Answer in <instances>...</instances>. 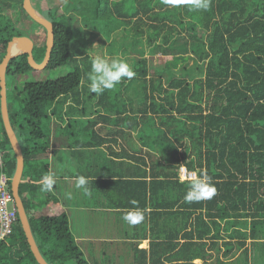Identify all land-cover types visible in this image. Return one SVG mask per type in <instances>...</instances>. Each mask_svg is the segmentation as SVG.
<instances>
[{"label":"trees","instance_id":"16d2710c","mask_svg":"<svg viewBox=\"0 0 264 264\" xmlns=\"http://www.w3.org/2000/svg\"><path fill=\"white\" fill-rule=\"evenodd\" d=\"M22 1L0 0V62L8 42L24 36L4 16V8L16 10L17 21L24 18L31 22L36 35L33 58L40 63L44 57L46 31L28 17ZM78 5L80 17L67 12ZM64 7L65 12L58 16L40 11L54 29L53 48L44 70L67 67L70 72L54 80L26 82L20 90L11 91V105L7 100L10 124L24 159L18 192L27 216L33 205L39 204L42 177L48 169L39 161L40 155L49 151L50 136L44 123L66 121V127L77 123L87 117L86 106L94 97L96 109L89 117L92 122L83 127L91 128V134L83 133L99 143L90 141V146L98 147L105 141L93 130L94 124L102 121L112 122L111 130L125 135L134 150L141 151V145L148 149V160L125 153L127 162L142 163L147 171L134 178L110 172L106 174L107 184L127 183L138 191L142 203L128 206L144 209V220L146 215L150 220L153 214L173 216V264H192V259L201 257L189 242L201 238L198 232L207 235L219 230L222 223L227 232L239 231L240 226L243 231L247 225L253 237L264 225V0H211L207 11L192 10L186 4L169 6L163 0H78L77 4L68 0ZM93 36L95 41L90 43ZM104 38L112 49L116 39H125L122 48L116 49L135 75L97 95L89 92V74L95 58L92 51L99 45L103 49ZM130 38H135L137 44H131ZM129 47L132 49L128 52ZM35 52L39 60L35 59ZM147 54H159L162 59L157 61L161 66L150 69ZM188 61H192L190 66ZM31 71L22 54L9 61L6 76L15 79ZM79 89L87 95L81 97ZM130 90L134 93L128 95L130 101L133 97L142 100L137 112L118 98ZM65 96H71L74 106H68L70 109L63 114L59 112V98ZM69 112L78 119L67 117ZM120 122L123 128H117ZM131 131L138 134L139 146L128 139ZM0 149L10 190L16 161L1 115ZM111 153L116 156L107 162H125L120 154ZM180 167L197 174L207 172L217 189L216 195L186 203L189 180H179ZM102 177L97 175L94 183H105ZM53 191L54 187L46 194L47 206L58 200V206L64 209ZM28 221L48 264H89L75 241L66 210L59 215L28 217ZM143 228L141 223L136 230ZM180 232L187 241L183 244L177 238ZM243 253L247 255L245 249ZM143 255L136 257L137 263L144 264L140 261ZM0 264H37L19 219L12 232L0 240Z\"/></svg>","mask_w":264,"mask_h":264},{"label":"crops","instance_id":"0c3cea01","mask_svg":"<svg viewBox=\"0 0 264 264\" xmlns=\"http://www.w3.org/2000/svg\"><path fill=\"white\" fill-rule=\"evenodd\" d=\"M140 91V90H137ZM134 94V93H133ZM133 94H129L133 95ZM125 104L141 105L142 100L139 97H133L130 101L128 98L123 99ZM138 109L136 110V112ZM88 120V121H87ZM90 119H82L80 121H87V125L91 123ZM79 122V121H78ZM139 126L143 123L140 121ZM51 124V123H50ZM64 125V122L61 123ZM117 128H123L121 122ZM52 125V124H51ZM112 122L97 121L93 130L98 133L105 141L98 147L90 146V141L99 143V140L87 138L80 143H63V149L66 153V169L62 173L61 164L55 160V156L50 152L49 141L47 147L48 152L40 155L39 161L42 164H46L48 169L46 175L49 173L55 174L56 183L54 185L53 196L59 199L64 209L58 206V200H55L47 206L46 194L50 192H42L39 196V204L33 205L32 212H36V218L43 215H59L63 210L67 209V206L77 208L81 216L87 218V228H89V236L86 238L91 245V251L96 253H105L106 248H110V252L113 256H124L125 261L122 264H140L137 263L136 257L140 254L144 255L140 258L144 264H173V216L172 215H158L153 214L149 220V216L146 215V219L141 223L144 225L143 229L136 230L139 224L132 225L123 219V216L131 209L129 204L139 205L142 203V197L139 195L132 186L124 184H107V173L116 172L122 173L124 176H138L142 174V171H147L145 166L140 163L127 162L125 153L130 155L141 156L148 160L145 154L148 151L147 147L141 145V151L134 150L130 147V143L126 141V136L122 133H116ZM157 126V124H155ZM122 130V129H121ZM147 138V137H146ZM69 139V137H68ZM128 139L140 145L138 134L135 131H131V138ZM145 139V138H144ZM96 140V141H95ZM53 145V144H52ZM55 146V145H53ZM52 150L55 147L51 148ZM138 151V152H137ZM121 158H124L125 162L121 164H112L107 162V159L114 158L113 153ZM96 154V155H95ZM92 155L97 157L98 155L103 162L98 163L92 159ZM159 157V154L156 153ZM77 158V161H75ZM79 175H83L90 178L88 188L90 195L85 196L82 189L75 187V178ZM103 176L105 183L95 184L96 176ZM133 177V178H134ZM23 179V178H22ZM95 182V183H94ZM71 193V198H67L66 194ZM157 200V199H156ZM153 201V203L156 202ZM65 202V203H63ZM159 203V201H158ZM35 204V202H34ZM46 204V205H45ZM150 210L149 208L147 209ZM147 211V212H148ZM163 210L159 209V212ZM173 212V208L171 209ZM70 217V216H69ZM71 225V224H70ZM135 227V230H134ZM151 227V228H150ZM245 229V227H244ZM242 227H239V231H224V224L222 223L219 230H211L207 232V235L198 232L201 235L200 239H192V248H196L201 257H196L191 260L192 264H264L260 252L263 249L258 248L259 254L254 256L255 253H251L248 240H254L258 231L253 237L250 236L249 230L246 232ZM135 231V232H134ZM134 232L133 236L132 233ZM128 233V234H127ZM183 232L178 234L180 244L187 242L182 239ZM177 240V239H176ZM242 242L244 243L242 245ZM244 249L247 251V255H244ZM83 250V249H82ZM84 252V250H83ZM85 254V253H84ZM247 261V262H244Z\"/></svg>","mask_w":264,"mask_h":264},{"label":"rangeland","instance_id":"374dc122","mask_svg":"<svg viewBox=\"0 0 264 264\" xmlns=\"http://www.w3.org/2000/svg\"><path fill=\"white\" fill-rule=\"evenodd\" d=\"M68 0H31V3L34 5V7L37 9V11H41L44 15H49V13H52L53 16H58L62 13L65 12V7L64 4L67 2ZM74 2L77 4L78 0H74ZM80 7L79 5L75 8H69L68 9V13H74L76 14L78 17H80ZM3 14L4 16L9 19L10 21H12L13 23H15V28L19 31H21V33L25 36L30 38L33 42L36 41V35H35V28L34 26L31 24V22L27 19L21 18V20L17 21V11L11 8H4L3 10ZM21 21V22H20ZM92 40V41H91ZM131 44H137L134 39H131ZM128 40V42L130 41ZM95 41V37L93 36L92 38H90V43ZM105 45L103 46V49H101V45H99V48L94 49L92 51V53L94 54V56L96 57L97 55H100V52L102 53V55H107V56H119L120 54L117 51L116 47H120V49L122 48V44L124 43L125 39L124 38H118L114 41V43L112 44V48H108L107 44H106V39H103ZM140 43V42H139ZM132 48H128V52L129 50ZM119 50V49H118ZM112 54V55H111ZM146 59L148 60V67L150 69L155 68V67H160L161 64L158 63V60H161L162 57L157 54L154 56H149L148 54L145 56ZM40 56L38 55L37 52H35V59L39 60ZM192 63V61H188L187 66H190ZM70 72V69L67 67H60L57 68L55 70L49 71V70H33L27 74L24 75H20L15 77V79L12 78L11 75H7L6 76V97L8 100V104L11 105L12 104V90L14 88L20 90L22 88V85L26 82L29 81H45V80H54V79H58L60 77H63L65 75H67ZM84 90H78V92L80 93L81 97H84L85 95H87V93L83 92ZM133 94V91L130 90L127 93H122L118 98L121 99H127L129 94ZM92 101L90 103V106L87 105V112L86 115L87 117H82L80 119H89V117L93 116L92 115V111H94L96 109L95 106V101L96 98L91 97ZM63 99V100H62ZM60 100V104H61V108H59V112H63L66 113L68 106H74V102L71 99V96H65L63 98H59ZM62 100V101H61ZM65 105V107H64ZM76 105V104H75ZM127 107H132V109L134 110V112H136V110L141 106L140 104L137 105H133V103L131 104H126ZM72 108V107H71ZM76 109V108H75ZM73 109V110H75ZM63 114L61 116H63ZM67 117H71L73 116V118L78 119L77 117H74L72 112H69V114H67ZM58 116H60V113H58ZM57 118H61V117H57ZM63 118V117H62ZM88 121V120H87ZM87 121H79V122H75V123H71L69 125H67L66 127V121L64 122V125H62L61 123H59L58 121H54V122H50L52 123V125L49 123L47 124V122L44 123L43 128L45 129V131H48L46 133L49 134L50 138H49V147H50V152L53 153V155L55 156V160H57L58 162H60L61 164V168L62 169V173H64V170L67 171L66 169V153L67 151H65L63 149V143H80L82 141H84L85 139L87 140V138L83 135V132H86L87 135L91 134V128L87 127L85 129H83L84 126H87ZM48 137V136H47ZM69 137V139H68ZM55 146H53V145ZM55 147V149H51ZM96 155V154H95ZM95 155H92V159L101 163L103 162L104 158L102 157V159L100 158V156L98 155L97 157H95ZM75 161H77V158H75ZM41 163V162H40ZM39 163V165H41ZM37 171H39L38 168H36ZM44 169H42L43 171ZM28 171V167H25L24 169V173L26 174ZM47 173V171L45 172V174ZM65 174V173H64ZM66 213L68 214V216H70V224H71V230L72 233L74 235V238L76 239L75 241H77L80 245V247L84 250L86 259L88 261L89 264H122L125 261L124 256H120L118 257L117 255L113 256V253L110 252V248H106V254L105 253H96L94 251H91V245L89 244V240L86 238V236H89L90 234V230L89 228H87V218H84V216H81L80 212L78 211V209L73 208L71 206H67L66 209ZM36 212H32L31 210L28 211V217L29 219H35L36 218ZM247 226V225H246ZM245 226V231H248V227ZM258 233L255 237L254 240H248V244H249V248H251L252 252L251 253H255L254 256H257V254H259V250L264 248V225L259 226L258 227ZM259 248V250H258ZM89 252V253H88ZM260 255L262 256V260L264 261V250H262L260 252Z\"/></svg>","mask_w":264,"mask_h":264},{"label":"clouds","instance_id":"9594fccd","mask_svg":"<svg viewBox=\"0 0 264 264\" xmlns=\"http://www.w3.org/2000/svg\"><path fill=\"white\" fill-rule=\"evenodd\" d=\"M165 5L177 6L186 4L192 10H209L211 0H163ZM135 72L132 66L119 56L97 55L91 62V70L89 74V92L97 95L102 94L105 90H111L121 82L123 78L132 79ZM75 187L82 189L85 196L90 195L88 184L89 177L79 175L75 178ZM56 183L55 174L49 173L42 177L41 192H51ZM188 191L185 193L184 200L186 203L198 202L201 200L211 199L216 195L217 189L212 181V177L205 171L199 174L193 172L190 174L188 181ZM67 198H71V193L66 194ZM133 204L136 202L133 201ZM145 218V210L134 207L129 210L123 219L132 224H139Z\"/></svg>","mask_w":264,"mask_h":264},{"label":"water","instance_id":"95a60500","mask_svg":"<svg viewBox=\"0 0 264 264\" xmlns=\"http://www.w3.org/2000/svg\"><path fill=\"white\" fill-rule=\"evenodd\" d=\"M22 8L28 17L41 25L46 31V48L42 61L37 63L33 58V41L25 36L13 37L7 44L5 55L0 62V115L2 119V124L4 131L8 138L10 148L15 155V170L10 180V190L14 198L15 207L17 209L18 219L24 235L26 237L27 243L29 245L30 251L36 260L37 264H48L43 256L41 255L35 239L32 234V230L28 221V216L26 214L23 202L19 196L18 187L22 180V173L24 168V159L22 155V149L19 140L13 130L7 108V97H6V69L9 61L19 55H26L27 62L33 70H44L50 59L51 51L53 48L54 34H53V24L50 20L44 17L39 11H37L31 0H23ZM13 48H16L17 52H13Z\"/></svg>","mask_w":264,"mask_h":264},{"label":"built area","instance_id":"2783aa9c","mask_svg":"<svg viewBox=\"0 0 264 264\" xmlns=\"http://www.w3.org/2000/svg\"><path fill=\"white\" fill-rule=\"evenodd\" d=\"M3 154L0 149V240L7 237L17 222V209L14 198L8 188L7 175L4 173ZM185 167H180L178 177L181 181L190 179V174Z\"/></svg>","mask_w":264,"mask_h":264},{"label":"bare ground","instance_id":"6f19581e","mask_svg":"<svg viewBox=\"0 0 264 264\" xmlns=\"http://www.w3.org/2000/svg\"><path fill=\"white\" fill-rule=\"evenodd\" d=\"M21 22V21H20ZM95 29V28H94ZM54 30V29H53ZM92 41V40H91ZM79 44V43H78ZM88 45V44H87ZM90 49V48H89ZM13 52H17L16 48H13ZM90 60V59H89ZM49 64V63H48ZM48 216V215H47ZM62 222V220H61ZM70 223V222H69ZM70 225V224H69ZM62 227V226H61ZM64 230V229H63ZM71 233V232H70ZM63 234V233H62ZM128 234V233H127ZM132 236V235H131ZM70 237V236H69ZM73 243V242H72ZM77 249V248H76ZM79 251V250H78ZM89 253V252H88Z\"/></svg>","mask_w":264,"mask_h":264},{"label":"flooded vegetation","instance_id":"af4514ba","mask_svg":"<svg viewBox=\"0 0 264 264\" xmlns=\"http://www.w3.org/2000/svg\"><path fill=\"white\" fill-rule=\"evenodd\" d=\"M33 5V4H32ZM33 7H34V5H33ZM35 8V7H34ZM36 9V8H35ZM37 10V9H36Z\"/></svg>","mask_w":264,"mask_h":264}]
</instances>
